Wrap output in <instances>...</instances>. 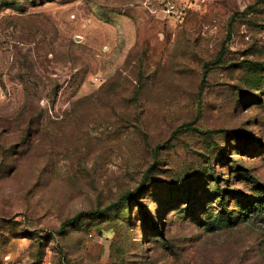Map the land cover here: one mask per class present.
<instances>
[{
  "label": "rangeland",
  "instance_id": "rangeland-1",
  "mask_svg": "<svg viewBox=\"0 0 264 264\" xmlns=\"http://www.w3.org/2000/svg\"><path fill=\"white\" fill-rule=\"evenodd\" d=\"M0 264H264V0H0Z\"/></svg>",
  "mask_w": 264,
  "mask_h": 264
},
{
  "label": "trees",
  "instance_id": "trees-1",
  "mask_svg": "<svg viewBox=\"0 0 264 264\" xmlns=\"http://www.w3.org/2000/svg\"><path fill=\"white\" fill-rule=\"evenodd\" d=\"M128 198H131V197H128ZM114 206L115 205H113V207ZM104 212H106V210L101 211V212L96 211V212H93V213H90V214L91 215H97V214L100 215V214H103ZM86 215L87 214L78 215V216H76V217H74V218H72V219H70V220L65 221L64 223H62V226L65 227V226L70 225V224H76L81 216H86Z\"/></svg>",
  "mask_w": 264,
  "mask_h": 264
}]
</instances>
